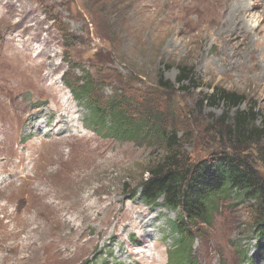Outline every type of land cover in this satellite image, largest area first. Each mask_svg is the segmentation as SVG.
Listing matches in <instances>:
<instances>
[{"label": "rangeland", "instance_id": "rangeland-1", "mask_svg": "<svg viewBox=\"0 0 264 264\" xmlns=\"http://www.w3.org/2000/svg\"><path fill=\"white\" fill-rule=\"evenodd\" d=\"M178 64L193 68L189 90ZM86 79L77 99L70 86ZM213 87L246 102L201 104ZM109 103L169 112L193 160L230 150L236 112L264 122V0H0V264L178 260L175 212L132 196L162 151L109 135L111 112L92 131L91 107ZM242 152L264 174V137ZM251 203L223 201L193 228L192 264H264Z\"/></svg>", "mask_w": 264, "mask_h": 264}, {"label": "trees", "instance_id": "trees-1", "mask_svg": "<svg viewBox=\"0 0 264 264\" xmlns=\"http://www.w3.org/2000/svg\"><path fill=\"white\" fill-rule=\"evenodd\" d=\"M177 69L175 80L178 88L189 90L187 83L192 80L193 68L178 64ZM85 83L76 82V89L70 86L77 99L90 94L87 79ZM158 83L164 90L175 87L162 75ZM204 102L210 106L222 103L229 109L245 103L246 97L213 87L201 99V104ZM110 104L112 106L106 111L99 106L91 107L89 117L95 125L91 126L92 131L100 134L98 129L105 128L103 120L111 112L114 117L111 119L109 135L117 140L143 139L144 145H159L162 151V157L147 168V177L140 181L139 189H135L132 196H138L146 205H160L175 212L172 227H175L177 237L172 253L179 251L180 256L173 264H192L190 246L193 228L211 226L221 203L234 197L242 202H252L250 205L257 212L253 224L257 247L264 249V174L256 168L257 162L242 152L249 144L257 143L264 137V122L261 126L255 124L257 115L253 107L236 112L229 126L232 138L228 145L230 150H225V146L215 148L206 157L193 160L183 147L187 135H178L181 129L178 124L170 123L172 115L169 112L165 116L155 109L145 108L141 115L132 118L125 116L124 112H116L120 105L113 107Z\"/></svg>", "mask_w": 264, "mask_h": 264}, {"label": "bare ground", "instance_id": "bare-ground-1", "mask_svg": "<svg viewBox=\"0 0 264 264\" xmlns=\"http://www.w3.org/2000/svg\"><path fill=\"white\" fill-rule=\"evenodd\" d=\"M233 13V12H232ZM40 62V61H39ZM46 64V63H45ZM35 65V64H34ZM22 81V80H21ZM68 108V107H67ZM57 112H59V114H60V116L61 117H65L66 116V120L68 121V119H69V116L68 115H70L69 114V110L68 109H64V112L63 111H61L60 109H58L57 110ZM58 115V114H57ZM64 119V118H63ZM60 123V117L58 118V121L56 122V124H59ZM41 125V124H40ZM64 126V125H63ZM69 129V128H68ZM0 131L1 132H3L4 133V131L2 130V129H0ZM57 132V131H56ZM57 133H59V132H57ZM10 134V133H9ZM49 134V132L48 131H46V135H48ZM19 163V162H18ZM20 165H24V162H22ZM19 165V166H20ZM93 208V207H92ZM95 208V207H94ZM84 210V209H83ZM89 210V209H88Z\"/></svg>", "mask_w": 264, "mask_h": 264}]
</instances>
